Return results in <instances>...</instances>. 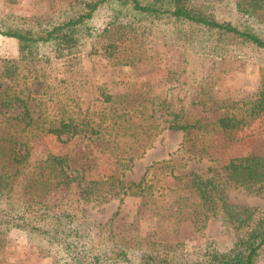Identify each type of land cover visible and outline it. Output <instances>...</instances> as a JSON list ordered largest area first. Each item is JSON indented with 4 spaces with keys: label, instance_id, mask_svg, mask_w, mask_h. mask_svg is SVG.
<instances>
[{
    "label": "trees",
    "instance_id": "obj_1",
    "mask_svg": "<svg viewBox=\"0 0 264 264\" xmlns=\"http://www.w3.org/2000/svg\"><path fill=\"white\" fill-rule=\"evenodd\" d=\"M105 3L115 6L109 24H117V29L150 31L154 29L151 24L168 18L181 27L171 38L180 40L193 53L238 57L241 51L223 45L233 39L252 46L259 56L264 54V19L260 18L264 0L224 2L240 22L217 18L208 0H73L44 18L18 16L10 25L0 22V33L16 39L19 53L0 58V242L12 228H21L29 240L44 239L46 248L53 249L55 264H97L99 260V264H258L264 260V208L229 202L227 192L240 188L247 194L264 196V153L229 156L207 167L205 173L191 170L174 174L184 178V186L193 194L191 200L183 202L188 210L179 208L176 212L179 218L202 229L212 217L232 232L228 243L210 242L195 259L183 257L169 241L130 247L104 233L107 240L98 245L91 226H85L72 211L78 205L58 206L52 201V194L62 189L73 191L77 202L142 195L144 177L124 181L122 175L162 130H182L191 140L192 153L217 159L214 152L240 139L239 132L251 119L264 117V61L259 65L257 88L241 99L213 97L202 83L196 87L186 83L185 92L173 101L166 93L150 95L147 83L131 92H111L104 83H87L78 72L80 77L74 83L65 76L52 82L37 75L27 80L20 73L19 60L25 58L33 60L40 55L49 61L76 57L87 46L90 54L98 51L95 38L111 27L94 29L89 20L95 8ZM200 30L207 35L198 34ZM111 47H115L112 40L100 46L107 55ZM191 61L183 59L187 65ZM188 104L200 106L205 113L190 116ZM46 134L86 140L114 157L117 173L88 177L86 163L73 165L65 153L30 160V146ZM20 212L22 219L17 218Z\"/></svg>",
    "mask_w": 264,
    "mask_h": 264
},
{
    "label": "rangeland",
    "instance_id": "obj_2",
    "mask_svg": "<svg viewBox=\"0 0 264 264\" xmlns=\"http://www.w3.org/2000/svg\"><path fill=\"white\" fill-rule=\"evenodd\" d=\"M72 1L0 0V22L10 25L18 16L44 18L50 16L52 10ZM208 1L213 3L212 9L217 18L240 22L239 17L233 15L231 6L224 3L230 0ZM113 6L112 3L100 4L91 14L89 24L94 29H102L107 25L111 27L95 38V49L98 51L90 54L87 46L76 57H53L49 61L40 55L33 60L25 58L19 60L20 73L27 80L37 75L39 79L52 82L65 76L74 83L80 77L78 72L84 75L87 83H104L111 92H131L147 83L150 95L166 93L173 101L185 92L186 83H192L195 87L197 83L205 84L203 88L213 97L228 99L249 97L257 88L259 65L264 61V54L259 56L252 46L227 39L224 46L243 54L226 58L199 55L185 48L180 40L171 38L180 24L168 18L151 24L154 29L150 31L128 32L123 27L117 29V24H109L113 20ZM53 13L58 15L57 10ZM260 18L264 19V13ZM188 29L183 30L187 32ZM198 34L207 35L204 30ZM109 40L115 43V47H111L107 55L100 46ZM18 54L16 39L0 33V58L17 57ZM186 57L192 60L189 65L183 62ZM196 57L203 60H197ZM55 83L53 90L56 89ZM55 96H58L57 93ZM187 112L190 116L197 112L205 113L200 106L191 104L187 105ZM263 129L264 117L251 119L244 126L243 132H239L240 139L214 152L217 159H210L191 152V140L185 138L182 130L166 128L156 136L153 145L142 156L134 158L132 167L122 175L124 181H138L144 177L142 195L129 194L123 199L112 198L105 202H77L73 191L62 189L52 194V201L58 206L70 202L78 205L77 210L72 211L84 221L85 226H91L96 235L93 241L98 245L106 242V236H102L104 233L108 238L130 247L150 244L152 241H169L176 244L177 251L186 259L198 258L208 243H228L232 232L212 217L202 229H195L189 219H180L176 212L179 208L188 210L183 202L191 200L193 194L184 186V178L180 179L174 174L180 175L191 170L205 173L207 167L216 166L229 156L247 152L264 153ZM64 138L58 139L55 135L46 134L36 139L30 146V160L40 159L48 153H65L73 165L86 163L84 166L88 177L99 178L117 173L115 159L106 151H100L78 137L68 140ZM227 197L229 202L264 208V196L247 194L240 188H230ZM22 217L20 212L17 218ZM46 247L44 239L29 240L21 228L14 227L0 242V264H55L53 249ZM86 258L88 261L89 257ZM258 264H264V260Z\"/></svg>",
    "mask_w": 264,
    "mask_h": 264
}]
</instances>
